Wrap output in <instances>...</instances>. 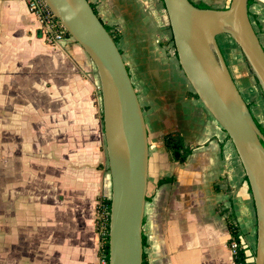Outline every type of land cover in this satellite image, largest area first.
Here are the masks:
<instances>
[{"label": "crops", "instance_id": "obj_1", "mask_svg": "<svg viewBox=\"0 0 264 264\" xmlns=\"http://www.w3.org/2000/svg\"><path fill=\"white\" fill-rule=\"evenodd\" d=\"M88 1L118 34L143 109L148 264H233L225 210L252 250V196L231 141L179 66L162 0ZM248 15L264 47V0H248ZM39 25L24 2L0 0V107L19 109L0 121V264H97L96 205L111 193L98 80L77 42L52 46ZM172 131L190 149L183 162L165 147Z\"/></svg>", "mask_w": 264, "mask_h": 264}, {"label": "water", "instance_id": "obj_2", "mask_svg": "<svg viewBox=\"0 0 264 264\" xmlns=\"http://www.w3.org/2000/svg\"><path fill=\"white\" fill-rule=\"evenodd\" d=\"M45 2L87 54L98 80L111 181L108 264H142L148 135L138 95L118 45L91 3ZM162 2L179 66L193 92L228 136L244 171L256 220L253 261L264 264V134L217 40L221 34L233 40L264 95V47L249 18L248 0H230L225 8H200L191 0Z\"/></svg>", "mask_w": 264, "mask_h": 264}, {"label": "rangeland", "instance_id": "obj_3", "mask_svg": "<svg viewBox=\"0 0 264 264\" xmlns=\"http://www.w3.org/2000/svg\"><path fill=\"white\" fill-rule=\"evenodd\" d=\"M192 1L196 5L197 4L206 5L207 8H210V7L221 8L222 6L226 7L229 4L230 0H192ZM217 38H218L217 40H218L219 46L225 57V60L229 66V69L232 73V76L239 90L242 93V96L247 101V103L250 105V109L253 115L255 116V118L257 119V121L264 127V98L260 93L259 87L255 83V79L248 65L246 64L240 50L238 49L236 44L233 42V40L228 35L221 34V35H218ZM0 109H1L0 121L2 122H4L5 119L9 120L10 118H12L11 115L15 113V110H19L15 108L14 103H11L8 107H2V108L0 107ZM20 111L24 112L22 114L23 117L30 118L28 114V110L23 108ZM30 120L31 119L27 121H30ZM1 132L3 133L5 132V134L11 135L12 137L14 134V129L13 128L11 129L2 128ZM27 132H30L29 128ZM103 146H104V152L106 154L104 138H103ZM6 147L7 149H9L8 145H6ZM23 150L24 149H22V151ZM13 156L14 154L12 153V157L6 158L7 163L10 161L9 164L11 165L13 164V161H14ZM18 159L21 160V158H18ZM251 232H256L255 228L253 227V224H252ZM251 245L253 249H255V246H256V235L255 234H252Z\"/></svg>", "mask_w": 264, "mask_h": 264}, {"label": "trees", "instance_id": "obj_4", "mask_svg": "<svg viewBox=\"0 0 264 264\" xmlns=\"http://www.w3.org/2000/svg\"><path fill=\"white\" fill-rule=\"evenodd\" d=\"M191 2H193V1L191 0ZM91 6H92L94 12L97 14L95 6L92 4H91ZM196 6L200 7V8H207L206 5H201V4L200 5L197 4ZM103 25L105 26V28L107 29L109 34L112 36L114 42L117 44L118 40H119L118 34L114 31V29L106 26L104 23H103ZM65 36L70 37V35L68 33H65ZM171 42L173 43L172 38H171ZM173 49H174V46H173ZM221 52H222V50H221ZM174 54H175V56H177L175 49H174ZM127 70H128V68H127ZM255 83L258 86V83L256 82V80H255ZM259 89H260V87H259ZM260 93L264 98V95L261 92V89H260ZM194 96H196L198 98V96L195 93H194ZM248 106L250 107L249 104H248ZM101 120H102V116H101ZM254 120H255L258 128L260 129V131L264 134V127L257 121V119L254 118ZM102 131H103V129H102ZM164 143H165V147L171 152L172 158L174 160H177L178 162L185 161L187 155L190 153V149L184 147L183 139L177 131H172V132L166 134L164 136ZM245 179H246V177H245ZM145 199H147V198H145ZM109 210H110V198L99 197L98 201H97V205H96V217L94 220V225H95L96 231L99 230L100 225L103 223V220L105 218L107 220V228H108ZM225 214H226V219H227V227H228V230H229L230 235H231L230 239H235L237 241V247L235 248V253L232 254L233 264H247L248 259L250 257L251 258L254 257L255 249H252L249 251L248 246L244 247L240 243L239 239L242 236V234H241V230L239 228V225H238L234 215L232 214V212H230L228 210H225ZM142 242H143V246H144L145 245V239H144L143 235H142ZM247 251H249L250 253L247 254ZM97 255L103 256V257L107 258V260H108V235H105L104 237L101 238V246L98 248ZM142 264H148L144 253H143Z\"/></svg>", "mask_w": 264, "mask_h": 264}, {"label": "built area", "instance_id": "obj_5", "mask_svg": "<svg viewBox=\"0 0 264 264\" xmlns=\"http://www.w3.org/2000/svg\"><path fill=\"white\" fill-rule=\"evenodd\" d=\"M26 4L29 13L34 15L39 22V29L42 38L52 46H57L60 41H63L66 36V30L61 25L59 20L55 17L52 11L47 6L45 0H19ZM109 224V222H108ZM99 237V247L101 246V238L108 235L107 220H103L98 231H96ZM240 243L245 247L246 243L243 236L240 237ZM229 250L231 254L235 253V248L237 247V241L235 239H230ZM97 264H108L107 258L97 255Z\"/></svg>", "mask_w": 264, "mask_h": 264}, {"label": "flooded vegetation", "instance_id": "obj_6", "mask_svg": "<svg viewBox=\"0 0 264 264\" xmlns=\"http://www.w3.org/2000/svg\"><path fill=\"white\" fill-rule=\"evenodd\" d=\"M218 37V36H217ZM218 39V38H217Z\"/></svg>", "mask_w": 264, "mask_h": 264}]
</instances>
